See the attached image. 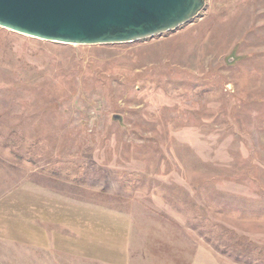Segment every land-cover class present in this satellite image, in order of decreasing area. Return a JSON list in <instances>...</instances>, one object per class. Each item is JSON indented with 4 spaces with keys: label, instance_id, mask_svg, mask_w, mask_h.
<instances>
[{
    "label": "rangeland",
    "instance_id": "obj_1",
    "mask_svg": "<svg viewBox=\"0 0 264 264\" xmlns=\"http://www.w3.org/2000/svg\"><path fill=\"white\" fill-rule=\"evenodd\" d=\"M45 190L72 223L86 209L125 231L130 264H190L198 246L264 264V0H206L130 44L0 28V264H63L54 218L31 207Z\"/></svg>",
    "mask_w": 264,
    "mask_h": 264
},
{
    "label": "water",
    "instance_id": "obj_2",
    "mask_svg": "<svg viewBox=\"0 0 264 264\" xmlns=\"http://www.w3.org/2000/svg\"><path fill=\"white\" fill-rule=\"evenodd\" d=\"M205 4L206 0H0V28L62 45L130 44L183 27Z\"/></svg>",
    "mask_w": 264,
    "mask_h": 264
},
{
    "label": "crops",
    "instance_id": "obj_3",
    "mask_svg": "<svg viewBox=\"0 0 264 264\" xmlns=\"http://www.w3.org/2000/svg\"><path fill=\"white\" fill-rule=\"evenodd\" d=\"M31 202V207L36 215L39 213L43 217L50 216L54 218V220L50 222L51 224H49V226L53 229V242H55L56 239H60L61 241L56 247L59 248V252L62 254L61 262H63V264L66 262L67 264H70L72 248L75 250L78 249V252L73 251V253L78 254L83 258L86 256L84 255L85 250L94 248L99 252L96 254L95 260L100 264L131 263L133 258L131 252L132 244L128 241V235L125 231L122 232L119 227L117 229L116 224L113 225V222H110L108 230L103 231L101 229L102 214L97 215L93 221L88 220L87 211L84 209L82 213H79L78 211V215L75 216L72 223L69 209L65 215L64 203L56 202L54 192L48 190L41 193H33ZM56 208L62 209L60 214L55 218ZM67 208H70V205H68ZM99 213H102V210H99ZM97 217H100V219L97 220ZM97 221H99V227H96ZM88 222L91 224L90 228L87 225ZM72 229L75 231L73 239L71 238ZM72 242L74 247H72ZM199 249V246L195 248L190 264H219L218 260L211 252Z\"/></svg>",
    "mask_w": 264,
    "mask_h": 264
}]
</instances>
